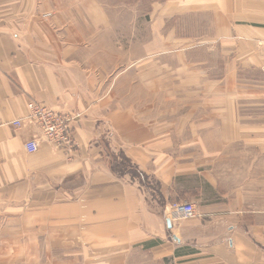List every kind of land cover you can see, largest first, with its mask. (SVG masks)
<instances>
[{
	"label": "crops",
	"instance_id": "1",
	"mask_svg": "<svg viewBox=\"0 0 264 264\" xmlns=\"http://www.w3.org/2000/svg\"><path fill=\"white\" fill-rule=\"evenodd\" d=\"M156 3L157 29L119 61L102 0H0V234L17 255L264 264V0ZM189 14L190 33L160 29ZM31 100L75 116L69 148L13 125ZM173 201L197 215L169 227Z\"/></svg>",
	"mask_w": 264,
	"mask_h": 264
},
{
	"label": "rangeland",
	"instance_id": "2",
	"mask_svg": "<svg viewBox=\"0 0 264 264\" xmlns=\"http://www.w3.org/2000/svg\"><path fill=\"white\" fill-rule=\"evenodd\" d=\"M158 0H102L105 3V11L111 18L110 28L114 29L112 36L106 33V39L103 41H116L119 45V61L125 60L126 56L131 55L134 59L140 54L141 45L151 36L153 29H157L158 20L156 15V2ZM180 17V16H179ZM197 16L193 19L190 14L180 20H171L162 25L160 29L166 30L168 27L175 26L179 32L190 33L198 24ZM202 24L204 20L202 19ZM201 25V24H200ZM199 26V25H198ZM114 34V35H113ZM133 48L130 51V47ZM258 112H264L260 108ZM0 237L6 239L5 247L0 253V264H52L47 261H33L29 259V246L22 245V254L17 255L14 244V230L6 227L5 233ZM22 257V258H21ZM129 264H174L171 260H154L152 255L146 251H137L134 253Z\"/></svg>",
	"mask_w": 264,
	"mask_h": 264
},
{
	"label": "built area",
	"instance_id": "3",
	"mask_svg": "<svg viewBox=\"0 0 264 264\" xmlns=\"http://www.w3.org/2000/svg\"><path fill=\"white\" fill-rule=\"evenodd\" d=\"M49 14L50 12L46 13ZM258 46L264 52V37L258 41ZM27 108L28 114L23 119L14 120L13 125L19 126L22 120H30L38 126L45 140L54 147L69 148L73 139L71 123L75 116L33 100L28 101ZM24 146L28 152H35L39 148V141L32 138L27 140ZM196 215L194 204L188 201H173L168 206L167 218L171 221L188 219Z\"/></svg>",
	"mask_w": 264,
	"mask_h": 264
},
{
	"label": "water",
	"instance_id": "4",
	"mask_svg": "<svg viewBox=\"0 0 264 264\" xmlns=\"http://www.w3.org/2000/svg\"><path fill=\"white\" fill-rule=\"evenodd\" d=\"M167 225L170 227L171 226V223H170V219L167 218Z\"/></svg>",
	"mask_w": 264,
	"mask_h": 264
},
{
	"label": "trees",
	"instance_id": "5",
	"mask_svg": "<svg viewBox=\"0 0 264 264\" xmlns=\"http://www.w3.org/2000/svg\"><path fill=\"white\" fill-rule=\"evenodd\" d=\"M133 173H134L135 175H138V174H139L135 169H133Z\"/></svg>",
	"mask_w": 264,
	"mask_h": 264
}]
</instances>
